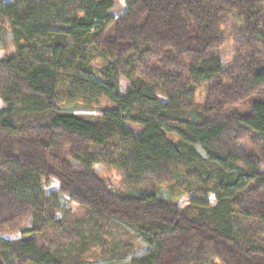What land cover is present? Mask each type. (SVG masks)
Listing matches in <instances>:
<instances>
[{
	"label": "trees",
	"instance_id": "trees-1",
	"mask_svg": "<svg viewBox=\"0 0 264 264\" xmlns=\"http://www.w3.org/2000/svg\"><path fill=\"white\" fill-rule=\"evenodd\" d=\"M123 1L0 0V264L80 261L88 237L134 255L114 220L147 247L129 264H264V0Z\"/></svg>",
	"mask_w": 264,
	"mask_h": 264
},
{
	"label": "rangeland",
	"instance_id": "rangeland-1",
	"mask_svg": "<svg viewBox=\"0 0 264 264\" xmlns=\"http://www.w3.org/2000/svg\"><path fill=\"white\" fill-rule=\"evenodd\" d=\"M4 2H10L12 0H3ZM116 3L115 9L113 11V14L115 17L121 15L125 9V3L123 0H114ZM14 52V45L12 42V35L11 32L7 26L6 22L1 23L0 22V59L4 58L6 55L11 54ZM230 54L224 58V63L227 64L229 59H230ZM120 84V90L124 91L126 86H127V81L124 78H120L119 80ZM197 95H198V100L200 101L202 96H203V87L198 88L197 90ZM4 106V103L0 99V108ZM77 114L81 115H94L93 111H85V110H78L75 111ZM171 139H174V135H171ZM196 149L198 152L202 155H204L203 150L197 146ZM95 171L103 178H105L108 182V184L116 189V188H123V177L122 175L110 168L108 165H106L103 162H97L94 165ZM59 190V183L56 179H52L50 184L45 187V192L46 194H49L51 192H58ZM162 198L166 197V193L161 194ZM54 205L57 207L56 213H55V218H61L64 214L65 216L72 215V216H77L81 217L83 214V209L79 207V205L71 201L68 197L57 194V196L53 199ZM188 197L182 198L178 205L179 207H184L185 205L188 204ZM208 202L209 205L212 206L215 204L216 200L213 195H209L208 197ZM76 217V218H77ZM29 225V222H28ZM109 225V222H108ZM111 228H109V236L110 238H116L117 240H121V244L123 241L131 240L133 243V246L136 247L135 254L134 255H126L123 258H119L118 256H115L114 259L112 258H104L101 254H94L93 251H99V246L96 247L93 246V243L91 241V237H88L86 239V244L91 245V248L85 253V251L80 250L77 251L76 249H72L71 253L73 255H78L81 260L80 261H70L69 263H63V264H129L130 260L134 256H141L144 255L147 251V247L142 243L140 238H132L131 236H136L135 232H133L131 229L126 227L124 224L119 223L117 221H113V224H111ZM77 227L84 231L85 234L88 233L89 229L92 228L93 226L91 223H81L77 224ZM107 234L106 232L104 235ZM0 238L3 239H8V240H14L20 238L19 234H0Z\"/></svg>",
	"mask_w": 264,
	"mask_h": 264
}]
</instances>
